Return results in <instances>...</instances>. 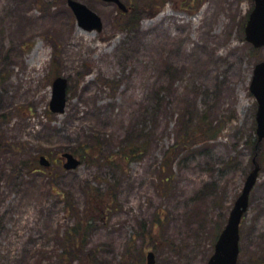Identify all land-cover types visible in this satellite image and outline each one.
<instances>
[{
  "label": "rangeland",
  "instance_id": "1",
  "mask_svg": "<svg viewBox=\"0 0 264 264\" xmlns=\"http://www.w3.org/2000/svg\"><path fill=\"white\" fill-rule=\"evenodd\" d=\"M74 1L100 18V31L80 28L67 0H0V264H63L67 232L88 213V185L111 210L91 214L87 261L72 264H145L150 251L155 264H207L254 141L260 172L238 264H264V139L249 91L264 48L244 35L253 0H119L126 12ZM147 4L158 14L125 28L126 13ZM60 77L66 105L54 114ZM146 140L130 165L103 162ZM96 143L102 159L62 168L64 153Z\"/></svg>",
  "mask_w": 264,
  "mask_h": 264
},
{
  "label": "water",
  "instance_id": "2",
  "mask_svg": "<svg viewBox=\"0 0 264 264\" xmlns=\"http://www.w3.org/2000/svg\"><path fill=\"white\" fill-rule=\"evenodd\" d=\"M106 3H112L125 11L119 0H101ZM68 6L71 8L77 24L80 28L91 31L101 30L100 18L85 5L74 0H67ZM245 40L251 44L253 48H264V0H253V8L248 15L244 28ZM53 93L49 103V109L54 114H62L66 105V88L67 80L57 78L53 81ZM249 91L257 103L256 112V135L257 142L264 139V61L255 66L253 70L252 80ZM66 163L64 168L72 170L80 165V162L72 155H64ZM42 165L47 166L44 158L40 159ZM255 164V160H253ZM259 167L255 165L254 169L249 173L241 190L240 195L233 204L229 213L227 222L218 236L214 246V252L207 264H237L239 255V227L243 216L245 215L248 205L249 196L255 186ZM145 264H155L154 254L149 252L146 255Z\"/></svg>",
  "mask_w": 264,
  "mask_h": 264
},
{
  "label": "trees",
  "instance_id": "3",
  "mask_svg": "<svg viewBox=\"0 0 264 264\" xmlns=\"http://www.w3.org/2000/svg\"><path fill=\"white\" fill-rule=\"evenodd\" d=\"M156 5L157 4L155 5L147 4L145 8L141 9V11H138L135 8H132V10H129V12H127L125 15L126 17H128V20L126 21V23H124V27L127 28L128 30L134 29L135 26L137 27L139 19L143 18L144 14L147 15V17L149 18H153L154 16H156L157 13L160 11V9L157 10ZM183 8H185L186 10V8H189V7L187 6ZM134 10H136L138 14ZM138 15H139V18L137 19ZM209 132H210L209 130H206L204 134L207 135V133ZM252 147H253L252 148L253 157L255 158V153H256L255 141L252 143ZM100 148H101V145L96 143L94 146H87V148L82 147L80 149L76 148L75 150L71 152L75 156H78L83 162L85 161L84 158H86V156L90 157L89 159H91V157H93L96 154L98 155V157L101 158ZM147 150H148L147 140L139 141V144H137L135 141L133 145L131 146H128V145L123 146L120 152H117L116 154H114V156L112 157L108 156L106 158H103V162L109 164V166L113 168H119L120 164H122V166H128L132 162L144 156L147 153ZM170 153L172 152L170 151ZM93 161L94 160L92 158L91 162ZM167 161H169V159H167ZM166 168H167V165L164 164L162 171H165ZM108 192H109V189H108ZM101 199H102V195L99 193V191H96L94 188H92L89 185L86 186V202H87L86 211L88 210V213H86V215H84L83 218L79 219V223L77 224V226L80 227L79 230L70 229L67 232L66 241H67V244L69 245V251H68V255H66V258L65 257L62 258L63 264H72L73 262H75V260H72V259H78V257L80 256L81 258H83V261H87L88 254L85 253L86 252L85 249L87 245L88 235L92 227V224L90 221L93 220V218H91L90 216L91 214H98V213L103 215L104 213H109L111 210V208L109 207L105 208L100 205L99 202L101 201ZM79 233L82 234V237H81L82 241H80V243L77 242L79 241V238H78Z\"/></svg>",
  "mask_w": 264,
  "mask_h": 264
},
{
  "label": "bare ground",
  "instance_id": "4",
  "mask_svg": "<svg viewBox=\"0 0 264 264\" xmlns=\"http://www.w3.org/2000/svg\"><path fill=\"white\" fill-rule=\"evenodd\" d=\"M179 15H184V14H182V13H180ZM173 16H175L174 14H172V17ZM40 49L41 48H39L38 50H37V52H39L40 51ZM45 56V53L44 52H42L39 56H38V59L39 60H41L42 59V57H44ZM30 64H32V61H31V63Z\"/></svg>",
  "mask_w": 264,
  "mask_h": 264
},
{
  "label": "flooded vegetation",
  "instance_id": "5",
  "mask_svg": "<svg viewBox=\"0 0 264 264\" xmlns=\"http://www.w3.org/2000/svg\"><path fill=\"white\" fill-rule=\"evenodd\" d=\"M40 157H41V156H40ZM40 157H39V158H40ZM64 162H65V160H64L63 157H62V158L60 159V164L63 165ZM38 163H39V160H38ZM50 167H51V166H50ZM50 167H49V169H50ZM36 170H37V169H36Z\"/></svg>",
  "mask_w": 264,
  "mask_h": 264
}]
</instances>
